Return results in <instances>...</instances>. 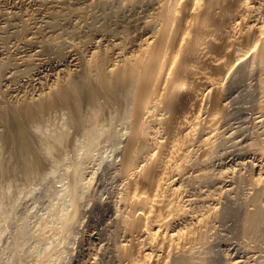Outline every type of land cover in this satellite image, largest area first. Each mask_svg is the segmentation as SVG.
I'll return each mask as SVG.
<instances>
[{"label": "bare ground", "instance_id": "obj_1", "mask_svg": "<svg viewBox=\"0 0 264 264\" xmlns=\"http://www.w3.org/2000/svg\"><path fill=\"white\" fill-rule=\"evenodd\" d=\"M249 83V97L264 95V0H0V235L17 201L12 187L29 191L59 167L69 183L33 233L15 235L18 264L63 263L61 245L83 214L104 224L86 237L96 245L87 264H215L214 221H231L228 236L218 237L228 247L241 241L236 248L263 257V179L249 180L245 192L240 172L229 175L222 201L197 214L203 197L185 193L200 177L191 171L208 165L230 97ZM115 136L122 146L109 173L119 186L85 207L81 159ZM241 255L226 264H243Z\"/></svg>", "mask_w": 264, "mask_h": 264}, {"label": "rangeland", "instance_id": "obj_2", "mask_svg": "<svg viewBox=\"0 0 264 264\" xmlns=\"http://www.w3.org/2000/svg\"><path fill=\"white\" fill-rule=\"evenodd\" d=\"M252 83V82H251ZM249 83L247 84L244 88H240V90H236V92H234L233 94H237L238 93V96L235 94L234 95V98L230 97V100L229 101H232L230 102V104L228 103L227 106L228 107H231V111L230 109L226 106V111H225V115L222 116L221 120H220V123H222L221 125L218 123V125H216L215 127V130L213 132V142L214 145L210 153V155L208 156V160H207V164L208 165H205L206 167H203V169H194L191 171V175L192 177H197V176H200L196 179V181H193V182H190V184L188 185L186 183L185 185V193L186 194H201V196L203 198H201V200L199 201V207H196L194 209V213L195 212H199L200 210L203 211L204 209L205 210H209L213 205L216 206L218 205L219 203L217 202H221L222 201V197H223V191L226 189V183L228 184L232 179L230 178V176L235 173L236 175L239 173L240 177L243 178V183L241 184L244 191L247 192V190H249V187L248 185L250 186V183L255 180V179H263L264 180V155H260V152H259V149L262 147L261 144H262V140H264V125L262 126H258L257 124L255 125L254 123V119L257 117L256 115L258 113H261L260 111H262L264 113V95H255L253 97H249L251 96L250 95V92L252 91L253 88L252 87V84L254 83ZM249 88V90H248ZM251 89V90H250ZM241 90H243L242 92H240ZM232 94V95H233ZM231 95V96H232ZM240 95V96H239ZM242 95V96H241ZM237 99H236V98ZM248 97V98H247ZM259 97V98H257ZM241 98V99H240ZM257 98V99H256ZM236 100V101H235ZM256 101V102H255ZM237 104V105H236ZM235 105V106H234ZM238 106V107H237ZM257 106V107H255ZM228 108V109H227ZM239 108V109H238ZM254 108V109H253ZM238 109V110H237ZM241 112H240V111ZM233 114H232V113ZM237 112V113H236ZM230 113V114H229ZM226 114H228L229 116H227ZM227 118V119H226ZM225 119V120H224ZM224 120V121H223ZM254 120V121H253ZM222 121V122H221ZM218 126V128H217ZM118 127L117 125L115 126L114 130L112 129V132L113 134H115L117 137H121L122 134H123V129L122 127L119 129V128H116ZM115 129H117L115 131ZM119 131V132H118ZM247 132V133H246ZM118 133V134H117ZM122 133V134H121ZM216 133V135H215ZM245 135V136H243ZM115 136V138L113 139H105L104 137L101 138V139H98L97 143H101L100 145L99 144H95L94 146V149H90L92 150V152L89 150L87 152L88 155H84V157L82 159H84L82 161L81 159V162H80V165H84L82 167H80V170H81V173L84 174L82 175L80 173V177L84 176L83 178H79V181L82 182V184L79 182V193H81L83 191V188L84 190L88 193L86 195V192L83 191V194L86 195L85 197L89 198L91 200V198H95L94 196H96L98 194V196L101 194L102 196L103 195H106V194H109L112 190H114L113 188H117L119 186V180L117 177H115L111 172L109 173V170L110 168H113L114 165H115V160L117 161L118 160V150L121 148L122 144L120 145L119 142L120 140H118V138ZM243 136V137H242ZM205 137V136H204ZM217 137V138H216ZM203 138V137H201ZM226 138V139H225ZM258 138V139H257ZM219 139V140H218ZM240 139H244L242 142H240ZM253 139V140H252ZM104 142L107 140V142ZM202 140V139H200ZM221 140V141H220ZM251 140V141H249ZM219 141V142H217ZM239 141V142H237ZM246 141V143H245ZM248 141V142H247ZM261 141V142H260ZM121 143V142H120ZM217 143V144H216ZM248 143V144H247ZM258 143V144H257ZM261 143V144H260ZM104 144V145H103ZM201 144L200 141H197V144L196 142L194 143L193 147L191 148V152H193V148L195 146V149H194V152L191 156L192 160H197V156H198V148H199V145ZM217 146H216V145ZM245 144V145H244ZM260 144V145H259ZM99 145V146H98ZM106 145V146H105ZM219 145V146H218ZM231 145V147H230ZM259 146L256 148V146ZM197 146V147H196ZM220 147V148H219ZM233 147V148H232ZM106 148V150H105ZM108 148V149H107ZM113 148V149H111ZM252 148V149H251ZM259 148V149H258ZM1 149V147H0ZM117 149V150H115ZM258 149V150H257ZM113 153H111V151ZM115 150V151H114ZM196 150V151H195ZM254 150V151H253ZM97 151V152H96ZM219 151V152H218ZM239 151V152H238ZM100 152V153H99ZM104 152V153H103ZM115 152L117 154H115ZM196 152V153H195ZM242 152V153H241ZM90 153V155H89ZM95 153V154H94ZM111 153V154H110ZM93 154V155H92ZM97 154V155H96ZM259 154V155H258ZM1 156V154H0ZM88 156V157H87ZM95 156V157H94ZM106 156L108 158H106ZM86 157V158H85ZM93 157V158H92ZM196 157V159H195ZM260 157V158H259ZM104 158H106L104 160ZM114 158H116L115 160H113ZM194 158V159H193ZM90 160V161H87V160ZM262 159V160H260ZM255 160V161H254ZM258 160V161H257ZM102 161V162H101ZM109 161V162H107ZM113 161V163H112ZM228 161V162H227ZM244 161V162H243ZM261 161V162H260ZM85 162V163H84ZM88 162V163H86ZM195 162V161H194ZM221 162V163H220ZM99 163V164H97ZM112 163L113 165H110ZM87 164V165H86ZM90 164V165H88ZM103 164V165H102ZM242 164V165H241ZM216 165V166H215ZM248 169H246V167ZM86 166L88 168H86ZM91 166V167H90ZM112 166V167H110ZM244 166V167H243ZM84 167V168H83ZM95 167V168H94ZM100 168V169H97L96 171V168ZM220 167V168H219ZM85 170H83V169ZM94 170H93V169ZM238 168V169H237ZM88 169V170H87ZM83 170V172H82ZM106 170V172H105ZM209 171V174H207V172ZM212 170V172H211ZM61 172L60 175L58 172ZM65 171L64 167L62 168H58L55 173L51 174L45 181H38L40 182L37 183V181L34 182V186L32 185L33 188H30L29 191H22L23 193H21L20 191H16L15 187L13 189V187L11 188V191L14 190V191H10L12 194H10V196H14V195H17V198H16V203H14L16 205V208H15V205L14 208H13V211L15 212L16 209L17 211L14 212L12 211L13 214L11 215V219L9 222L11 223H8V229H11L9 230V232H4V233H1L4 234V236L2 235V238H0V264H18V260H17V254L16 252L14 253V251H16V247H14V243H15V235H19L20 233L23 234V235H30L29 233L30 232H34L32 230H34V228H37L38 227V224H40L46 217H48L49 215V209L51 208V205H53L54 201L53 200H56V197H58V194L61 192L59 190H67L68 188V181L67 184L66 182H64V178H66V173L64 172L62 174V172ZM94 171V172H92ZM99 173L101 174L102 179L103 181H101L100 183V186L97 188L96 184H97V180H95L94 176H97L98 174L96 173ZM111 171V170H110ZM108 172V174H107ZM243 172V173H242ZM246 172L248 174H246ZM96 173V174H95ZM194 173H197V174H194ZM211 173V174H210ZM213 173H216L215 175ZM228 173V174H227ZM107 174V176H106ZM53 175V180H52V176ZM54 175L57 177H54ZM90 175H92V180L90 178ZM94 175V176H93ZM104 175V176H103ZM110 178H109V176ZM210 175V176H209ZM226 175V176H225ZM230 175V176H229ZM260 175V176H259ZM61 176V177H60ZM211 176H213V178L215 177L214 182L211 180ZM90 180H89V178ZM108 177V178H106ZM223 177V178H222ZM61 178V179H60ZM85 178H87L90 182V186L88 185V180H86ZM106 178V179H105ZM209 178V179H208ZM231 180H230V179ZM246 178H248L246 180ZM81 179V180H80ZM83 179V181H82ZM85 179V180H84ZM203 179V180H202ZM218 179H219V182H218ZM229 179V180H228ZM50 182H48V181ZM59 180V181H58ZM61 180H62V183L65 184V185H62L61 184ZM65 180H68L67 178ZM246 180V181H245ZM249 180H250V183H249ZM57 181V182H56ZM85 181H87V185L85 184ZM200 181V182H199ZM207 181V182H206ZM212 181V182H211ZM244 181L247 182V187L246 185L244 184ZM44 182V184L42 183ZM47 182V183H46ZM199 182V183H198ZM35 183L37 185H35ZM53 183V184H52ZM59 183V184H58ZM85 185H84V184ZM117 183V184H116ZM55 184V185H54ZM61 184V185H60ZM197 184V185H196ZM218 184V185H217ZM220 184V185H219ZM43 185V186H42ZM45 185V186H44ZM47 185V186H46ZM58 185V186H57ZM109 185V186H108ZM111 185V187H110ZM116 185V186H115ZM118 185V186H117ZM188 185V186H187ZM223 185V186H222ZM245 187H244V186ZM36 186H38L36 188ZM55 186V187H54ZM61 186V187H60ZM87 186V187H86ZM95 186V187H94ZM107 188H106V187ZM189 188H187V187ZM215 186V187H214ZM35 187V189H34ZM65 187V188H64ZM81 187V189H80ZM107 189H105V188ZM110 187V188H109ZM113 187V188H112ZM192 187V188H191ZM205 187V188H204ZM217 187V188H216ZM220 187V188H219ZM60 188H63V189H60ZM97 188V189H96ZM104 188V189H103ZM115 188V189H116ZM194 188V189H193ZM197 188V189H196ZM211 188V189H210ZM213 188V189H212ZM222 188V189H221ZM246 188V190H245ZM101 189H102V192H101ZM111 189V190H109ZM192 189V190H191ZM59 192H58V191ZM92 190V191H91ZM104 190V191H103ZM109 190V191H108ZM190 190V191H189ZM214 190V191H213ZM218 190V191H217ZM221 190V191H219ZM223 190V191H222ZM91 191V192H90ZM101 193H100V192ZM194 193H193V192ZM210 191V192H209ZM9 192V193H10ZM15 192V193H14ZM93 192V193H92ZM218 192V193H217ZM17 193V194H16ZM21 193V195L19 194ZM30 195H28V194ZM92 193V194H91ZM100 193V194H99ZM106 193V194H105ZM57 194V196L55 195ZM88 194H89V197H88ZM207 194V195H206ZM20 195V196H19ZM23 195V196H22ZM29 197H28V196ZM92 195V196H91ZM211 195V196H210ZM213 195V196H212ZM9 196V197H10ZM22 196V197H21ZM83 195L80 194V197H82ZM16 197V196H15ZM55 197V198H54ZM206 197V198H205ZM211 197V198H210ZM217 199H216V198ZM219 197V198H218ZM84 198V197H83ZM87 198H84L85 200ZM206 200H205V199ZM209 198V199H208ZM214 198H215V201H214ZM222 198V199H221ZM19 199V200H18ZM204 199V200H202ZM213 199V200H212ZM23 200V201H22ZM81 200L83 201V199L81 198ZM83 201V206H89L92 202V200H88L87 201ZM220 200V201H219ZM90 201V203H89ZM209 201L213 202V203H209ZM217 201V202H216ZM20 204H18V203ZM22 202V203H21ZM50 202V203H49ZM53 202V203H52ZM56 202V201H55ZM87 202V204L85 203ZM201 202V203H200ZM206 202V203H205ZM216 202V203H214ZM8 205L10 204L9 200H7L6 202ZM208 203V204H207ZM208 205V206H207ZM211 205V206H210ZM19 206V207H18ZM213 206V207H214ZM204 209H203V208ZM49 208V209H48ZM48 212H47V211ZM198 210V211H197ZM204 212V211H203ZM45 213V214H44ZM195 213V214H197ZM47 215V216H46ZM86 214H83L81 215V218L79 219L78 218V221L75 225V227L70 231V234L68 235L66 241L64 242V244L61 245L62 246H65V247H62V249L65 248V257L64 258V262L61 263V264H69L70 261L74 264H76V262H73L72 260V257L76 256V255H81L80 256V259L79 261L77 262V264H87L88 261H90V256L92 255L93 251L95 250L96 248V245L93 243V246L92 245V242H89L86 240V237L89 233H92L93 231L94 232H99L98 230H102L104 228V224L102 223V221L98 220H89L87 219V215L85 216ZM42 216V217H41ZM45 216V217H44ZM13 217H15L13 219ZM41 217V219H40ZM86 217V218H85ZM84 218V219H82ZM14 220V222H13ZM80 221V222H79ZM94 221L97 223L94 224ZM84 222V223H83ZM86 222H88L89 224H87ZM91 222V223H90ZM93 223V224H92ZM212 223V222H211ZM210 223V228L209 230L210 231V235H214L212 237V239H216L214 244H213V254L215 256L218 257V261L215 263V264H226V261H230L232 260L233 258L232 257H235L236 254L238 255H242L243 256V260H245V262H243V264H261L264 262V259L262 260V258L264 257H261V256H258V257H252L251 255L248 256V253L243 249L241 248V250H243L241 252L240 248H236V244H240L241 245V241H235V240H232L231 242L229 243H234L232 246H229L228 247V242H226L225 240L221 239L222 238V235L225 234V236L229 233V229L230 228V225H231V221L230 222H222V221H214L212 224ZM223 223V224H222ZM230 223V224H229ZM0 224H2V222H0ZM15 224V225H14ZM79 224V225H78ZM83 224V225H82ZM218 224V225H217ZM226 224V226H225ZM229 224V225H228ZM10 225V226H9ZM88 225V226H87ZM92 225L94 227H92ZM97 225V227L95 226ZM224 225V227H223ZM78 226V228H77ZM80 226V227H79ZM185 226H189L188 224L187 225H184V226H181L180 229H184ZM213 226V227H211ZM16 227V228H15ZM22 227V228H21ZM25 227V228H24ZM83 227V228H81ZM88 227V228H86ZM221 227V228H220ZM223 227V228H222ZM227 227V228H226ZM19 228V229H18ZM97 230L95 231L94 230ZM18 229V230H17ZM77 229V230H76ZM79 229V230H78ZM36 230V229H35ZM81 230V231H80ZM213 230V231H212ZM222 230V231H221ZM11 231V232H10ZM24 231V232H23ZM27 231V232H26ZM78 231V232H77ZM84 231V232H83ZM88 231V232H87ZM15 232V233H14ZM217 234H214L216 233ZM11 233V234H10ZM84 233V234H83ZM220 233V234H219ZM14 234V235H13ZM76 234V235H75ZM79 234V235H77ZM86 234V235H85ZM221 236H219V235ZM0 235V236H1ZM84 235V236H83ZM216 235V236H215ZM230 235V234H229ZM12 236V237H11ZM14 236V237H13ZM223 236V237H225ZM85 237V238H84ZM217 237V238H215ZM218 237H221V238H218ZM83 238V240L81 239ZM70 239V240H69ZM72 239V241H71ZM218 239H220L218 241ZM14 240V241H13ZM74 240V241H73ZM84 242H82V241ZM249 240V239H248ZM247 240V243L248 244H252L249 240L248 242ZM69 241V243H68ZM76 241V242H75ZM217 241V242H216ZM13 242V243H12ZM67 242V243H66ZM87 242V243H86ZM222 243V245L220 243ZM226 242V243H225ZM84 243V245H83ZM225 243V244H223ZM66 244V245H65ZM32 245V244H30ZM29 245V246H30ZM69 245V249L66 248L67 246ZM87 245V246H86ZM243 245H246V242L243 243ZM71 246V247H70ZM242 246V245H241ZM14 247V249H13ZM85 247V248H84ZM88 247V249H87ZM91 247V248H89ZM94 247V249H93ZM71 248V249H70ZM79 248V249H78ZM68 249V250H67ZM84 249V250H83ZM75 252H73V251ZM80 250V251H79ZM240 252H238V251ZM80 254H79V252ZM84 251V252H83ZM87 251V252H86ZM92 251V252H91ZM235 251V252H234ZM78 252V253H77ZM238 252V253H237ZM74 255H72V254ZM221 253V254H220ZM247 253V254H246ZM76 254V255H75ZM194 254L195 256L197 257V259L199 258V254H200V250L197 248L195 249L194 251ZM248 257H244L246 256ZM219 255V256H218ZM226 255V256H225ZM235 255V256H234ZM71 256V257H70ZM226 257V258H225ZM250 257V258H249ZM231 258V259H230ZM261 258V263H259V260ZM82 259V260H81ZM221 259H223L221 261ZM259 259V260H258ZM66 260V262H65ZM258 260V261H257ZM84 263H83V262ZM263 261V262H262ZM252 262V263H251ZM264 264V263H263Z\"/></svg>", "mask_w": 264, "mask_h": 264}]
</instances>
